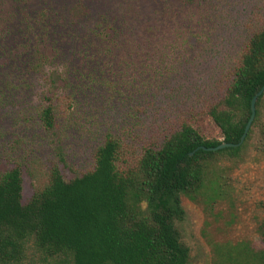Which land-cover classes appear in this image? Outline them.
Returning <instances> with one entry per match:
<instances>
[{"label":"rangeland","instance_id":"1","mask_svg":"<svg viewBox=\"0 0 264 264\" xmlns=\"http://www.w3.org/2000/svg\"><path fill=\"white\" fill-rule=\"evenodd\" d=\"M263 25L264 0H0V172L20 167L25 203L53 166L66 179L92 170L107 134L128 164L183 123L221 139L208 109ZM250 128L237 158L213 164V183L181 196L188 264H225L222 249L241 241L264 250V150Z\"/></svg>","mask_w":264,"mask_h":264},{"label":"trees","instance_id":"2","mask_svg":"<svg viewBox=\"0 0 264 264\" xmlns=\"http://www.w3.org/2000/svg\"><path fill=\"white\" fill-rule=\"evenodd\" d=\"M263 84L264 25L248 39L221 100L208 109L221 139L206 138L183 123L158 148H144L128 164L120 139L107 134L95 151L92 170L66 179L53 166L48 183L25 203L20 167L0 172V264L35 259L44 264H188L190 249L176 226L184 214L181 196L196 199L206 182L213 183V164L237 158L252 129L238 146H200L238 142L251 99ZM49 91L40 119L52 129L56 114ZM263 100L264 89L251 123L259 128L262 150ZM221 255L225 264H264V250L247 241L226 246Z\"/></svg>","mask_w":264,"mask_h":264},{"label":"water","instance_id":"3","mask_svg":"<svg viewBox=\"0 0 264 264\" xmlns=\"http://www.w3.org/2000/svg\"><path fill=\"white\" fill-rule=\"evenodd\" d=\"M263 89H264V84L261 87V89L256 94H254V96L251 99V102H250V116H249V118H248V120H247V122L245 124L243 133L240 136V139H239L238 142L232 143V142H225V141H223V142H221L218 145L213 146V147H206V146H200V147L202 149H204V150H216V149H220V148H224V147H231V146H238V145H240L243 142V140L245 139V136H246V134H247V132H248L250 126H251V123H252V121H253V119L255 117V112H256L255 103H256V99L262 93ZM192 153H193V151L190 152V154H192Z\"/></svg>","mask_w":264,"mask_h":264}]
</instances>
